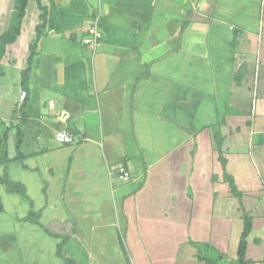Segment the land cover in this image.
<instances>
[{
  "label": "crops",
  "instance_id": "1",
  "mask_svg": "<svg viewBox=\"0 0 264 264\" xmlns=\"http://www.w3.org/2000/svg\"><path fill=\"white\" fill-rule=\"evenodd\" d=\"M40 3L24 111L12 109L20 81H1L13 97L0 112L4 170L24 187L1 195L19 261L230 263L246 212V259L264 264V0ZM34 5L4 71L25 68ZM93 20L96 48L82 42ZM30 208L37 223L22 220Z\"/></svg>",
  "mask_w": 264,
  "mask_h": 264
},
{
  "label": "trees",
  "instance_id": "2",
  "mask_svg": "<svg viewBox=\"0 0 264 264\" xmlns=\"http://www.w3.org/2000/svg\"><path fill=\"white\" fill-rule=\"evenodd\" d=\"M35 2L37 4L38 9L40 11L44 10L45 13L46 8L41 5L40 0H35ZM27 5H28V0H13L12 2L7 28L0 33V60L4 56L6 46L8 44L13 43L16 40V38L20 35L22 20L25 15ZM39 20H40V24H37L35 26L36 38L32 40L28 45V56L26 58L27 66L20 72L21 74L20 86L23 88L24 96L28 90L29 73L34 55L36 53V44L41 36L39 33V29L45 26L46 17L43 14H40ZM213 137L216 143V148H217L216 151L219 152L220 140L218 139L217 136H213ZM1 142H2V138L0 137V144ZM219 159L222 160L221 163L224 162L223 158H220V156ZM3 161L5 162L8 161L6 156L3 158ZM223 175H224V179H226V181L229 183L231 192L235 194L236 189L232 182V179L226 173H224ZM0 183L4 185L7 192L17 193L19 195L24 194L23 185L18 182L11 181L8 178L6 171L4 173V176L0 177ZM24 219L25 221H30L35 223L38 222L37 214L31 208L29 209V212ZM242 222H243V226L239 235L235 261L230 263H221L217 261L215 258L211 257L209 252L204 254H200V253L196 254V258H195L196 261L201 264H248V260L246 259V244H247L246 238L251 230L252 222H251V217L246 212H243L242 214ZM63 241L65 240L63 239ZM63 241L57 245L58 254L60 253V249ZM64 264H77V263L72 258H64Z\"/></svg>",
  "mask_w": 264,
  "mask_h": 264
},
{
  "label": "rangeland",
  "instance_id": "3",
  "mask_svg": "<svg viewBox=\"0 0 264 264\" xmlns=\"http://www.w3.org/2000/svg\"><path fill=\"white\" fill-rule=\"evenodd\" d=\"M35 2L31 0V7L33 8V11H35ZM12 6V0H0V33L4 30V28L7 26L10 16V10ZM40 14H43L46 17L47 12L44 13L43 11H40ZM34 15V12H33ZM47 18V17H46ZM26 21V19H25ZM32 21V17H31ZM25 24V22H24ZM32 22H30L31 26ZM40 24V22L38 23ZM45 26H43L41 29H39L40 35H42L45 31ZM25 30V27H24ZM2 59L0 60V112H3V107L7 108L9 102L12 100L13 97L9 96L8 93L4 92V89L1 88V81L5 80L7 83H10L13 85V83H18L21 80V74L20 72H15L14 74L11 72L4 71L3 67L5 65L1 64ZM33 64V62H32ZM31 64V69H32ZM24 66L26 67L27 64L25 62ZM31 69L29 73V78L31 75ZM33 90V88H32ZM18 94L16 95V102L15 106L12 108L14 113L22 112L25 110L26 102L28 100V93L25 94L23 97V88L20 86L18 89ZM24 98V100H22ZM22 100V101H21ZM32 101L34 102V98H32ZM5 103V104H3ZM1 115V114H0ZM0 137L2 138V142L0 144V177L4 176L5 170H4V163L3 161V154L8 155L7 152V132L6 131H0ZM18 137V134L16 135V138ZM4 144V147L2 146ZM4 149V151H3ZM4 152V153H3ZM14 157H16V153L12 152ZM5 155V156H6ZM6 191L4 185L0 183V264H25L21 261H19L20 257L17 254L16 246L13 244V235L11 233H15V230L13 231H7L5 229V225H10L13 220L9 219V215L6 214V211L4 210L2 203H1V195L2 193ZM7 192V191H6ZM19 220V219H18ZM22 220L25 221V219L22 218ZM28 264H35L32 261H30Z\"/></svg>",
  "mask_w": 264,
  "mask_h": 264
},
{
  "label": "built area",
  "instance_id": "4",
  "mask_svg": "<svg viewBox=\"0 0 264 264\" xmlns=\"http://www.w3.org/2000/svg\"><path fill=\"white\" fill-rule=\"evenodd\" d=\"M82 42L85 45L91 46L92 48H96L101 43V32L97 28V21L93 20L90 22L89 26L86 29L85 36L82 38ZM24 96V92H23ZM55 139L62 143L71 142V135L67 133H58L55 135ZM119 178L126 179L128 177V172L121 168L118 174Z\"/></svg>",
  "mask_w": 264,
  "mask_h": 264
}]
</instances>
